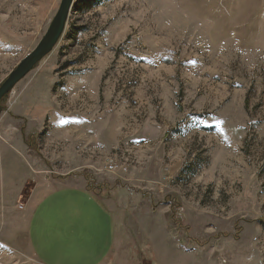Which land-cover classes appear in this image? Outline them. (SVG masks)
<instances>
[{"label": "rangeland", "instance_id": "rangeland-1", "mask_svg": "<svg viewBox=\"0 0 264 264\" xmlns=\"http://www.w3.org/2000/svg\"><path fill=\"white\" fill-rule=\"evenodd\" d=\"M61 2L0 0V86ZM80 185L105 264H264V0H75L0 108V264H43L32 213Z\"/></svg>", "mask_w": 264, "mask_h": 264}, {"label": "crops", "instance_id": "crops-1", "mask_svg": "<svg viewBox=\"0 0 264 264\" xmlns=\"http://www.w3.org/2000/svg\"><path fill=\"white\" fill-rule=\"evenodd\" d=\"M47 188L29 224L34 254L43 264H105L117 235L106 203L83 185Z\"/></svg>", "mask_w": 264, "mask_h": 264}, {"label": "water", "instance_id": "water-1", "mask_svg": "<svg viewBox=\"0 0 264 264\" xmlns=\"http://www.w3.org/2000/svg\"><path fill=\"white\" fill-rule=\"evenodd\" d=\"M74 3L75 0H62L55 18L37 48L18 65L8 79L0 86V108L4 98L9 95L40 62L50 55L60 43L67 29Z\"/></svg>", "mask_w": 264, "mask_h": 264}, {"label": "built area", "instance_id": "built-area-1", "mask_svg": "<svg viewBox=\"0 0 264 264\" xmlns=\"http://www.w3.org/2000/svg\"><path fill=\"white\" fill-rule=\"evenodd\" d=\"M109 170L110 171H116V170H118V169H123V170H127L126 168H123L122 166H119V165H116V163L115 162H112L110 165H109Z\"/></svg>", "mask_w": 264, "mask_h": 264}]
</instances>
